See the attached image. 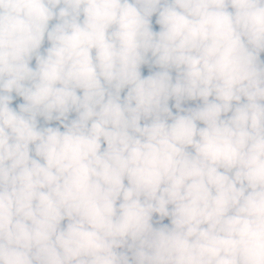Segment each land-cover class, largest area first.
I'll list each match as a JSON object with an SVG mask.
<instances>
[{
    "label": "clouds",
    "instance_id": "obj_1",
    "mask_svg": "<svg viewBox=\"0 0 264 264\" xmlns=\"http://www.w3.org/2000/svg\"><path fill=\"white\" fill-rule=\"evenodd\" d=\"M0 264H264V0H0Z\"/></svg>",
    "mask_w": 264,
    "mask_h": 264
}]
</instances>
